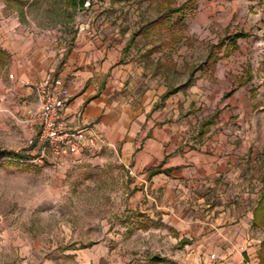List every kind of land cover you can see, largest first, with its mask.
Returning a JSON list of instances; mask_svg holds the SVG:
<instances>
[{"label": "rangeland", "instance_id": "1", "mask_svg": "<svg viewBox=\"0 0 264 264\" xmlns=\"http://www.w3.org/2000/svg\"><path fill=\"white\" fill-rule=\"evenodd\" d=\"M180 7L182 10L172 16L168 27L150 30L149 24L167 9ZM75 12L72 16L62 0H47L29 18L41 24L44 32L62 34L61 42H53L56 46L66 41L72 47L77 35L87 31L75 25L67 27L74 18L96 34L109 35L110 47L120 52L133 33L144 29L121 60L128 73L124 85L134 95L148 89L157 96L164 89L183 85L189 74L198 70L194 83L201 86L195 94H206L190 115L188 111L180 114L189 120L207 118L226 102L225 95L233 90L238 68L245 63L234 54L235 49L230 51L217 43L226 45L253 21L261 23L257 32L264 37V0H91L90 5ZM245 34L249 36L250 31ZM210 52L212 59L208 62ZM216 67L222 70L217 78ZM6 75L0 74L3 78ZM1 93L0 158L13 155L22 161L31 159L24 148L25 137L19 132L10 133V128L20 127L12 125L10 106L2 101ZM221 94V100L216 101ZM258 131L253 140L255 158L252 174H248L249 184L244 178L235 186L221 182L200 189L198 195L204 202L200 212L194 213L199 222L207 224L217 219L221 196L241 200L238 207L234 203V209L244 213L246 199L251 208L264 193V134ZM119 157L120 147L115 146L94 155L86 153L59 167L46 162H0V264H149L153 257L161 259L160 264H195L186 260L188 253L173 240L176 237L172 232L145 217L146 199L138 194L140 182ZM262 226L259 230L249 227V239L264 238ZM204 227L206 232L208 227ZM86 245L91 247L81 249ZM211 254L215 259L207 264L218 263L213 250L206 256L210 258Z\"/></svg>", "mask_w": 264, "mask_h": 264}, {"label": "crops", "instance_id": "2", "mask_svg": "<svg viewBox=\"0 0 264 264\" xmlns=\"http://www.w3.org/2000/svg\"><path fill=\"white\" fill-rule=\"evenodd\" d=\"M62 1L73 16L78 8L69 0ZM90 3L91 0L85 4ZM46 4L47 0H0V74L7 73L6 78L0 76V90L2 101L10 106L12 125L20 127L10 128V133L28 136L16 118L35 111L33 85L48 72L61 73L70 94L68 122L88 129L87 135L98 133L105 141L101 151L120 147L119 161L140 182L138 194L146 199L145 217L175 235L173 240L188 253L186 260L207 264L211 259L206 254L213 250L219 260L216 264H259L264 238L251 240L247 232L249 227H263H252V221L264 193L259 194L251 208L246 199L244 213L234 209V203L238 207L241 200L221 196L217 219L207 224L199 222L194 213L200 212L204 202L198 195L200 189L221 182L235 186L244 178L249 184L248 174L254 168V136L258 130L264 134V37L257 32L261 23H247L243 32L250 31L249 36L236 42L234 54L245 63L238 68L239 75L232 92L225 95L226 102L207 118L189 120L180 114L188 111L190 115L205 98L202 96L206 92L195 94L199 83L193 82L163 102L160 97L168 89L157 96L148 89L136 95L129 93L124 85L128 73L121 60L130 41L121 52L115 50L110 47L109 35L96 34L74 18L66 26L87 31L77 35L72 47L66 41L56 46L53 42H61L62 34L44 32L41 24L29 18L30 13ZM221 74L222 70L216 67L214 77ZM221 98L222 94L216 101ZM154 106L158 108L154 110ZM211 117L212 124L199 138L201 123ZM205 207L210 209L209 205ZM204 226L208 227L206 232ZM240 248L244 251L240 252Z\"/></svg>", "mask_w": 264, "mask_h": 264}, {"label": "built area", "instance_id": "3", "mask_svg": "<svg viewBox=\"0 0 264 264\" xmlns=\"http://www.w3.org/2000/svg\"><path fill=\"white\" fill-rule=\"evenodd\" d=\"M33 93L37 102L35 111L16 118L17 124L28 131L24 148L31 159L11 161L35 165L46 162L59 167L70 159L78 160L85 153L95 154L105 147V141L98 133L87 135L88 129L68 122L66 110L70 94L61 73H46L33 85ZM214 258L211 254L210 259Z\"/></svg>", "mask_w": 264, "mask_h": 264}, {"label": "trees", "instance_id": "4", "mask_svg": "<svg viewBox=\"0 0 264 264\" xmlns=\"http://www.w3.org/2000/svg\"><path fill=\"white\" fill-rule=\"evenodd\" d=\"M90 0H69V2L72 4V6L76 9H80L82 10L84 7V4ZM182 10V7L177 8V9H167L164 14H162L158 19L152 21L149 24L150 30H156L159 28H166L169 25V22L172 18L173 15L178 14L180 11ZM144 29H139L137 32L133 33L131 36V41L128 43L126 50L128 48H130L131 43L133 42L132 40L136 39L138 36H141L142 32ZM247 34L245 33H238L236 35H234L231 39H228V43L226 45H223L222 42H218L217 45L220 47H225L226 49L234 50L236 47V42L239 39H244L247 38ZM212 59V54L211 52L208 54L207 56V61L209 62ZM198 70H194L192 71L189 76L188 79L186 80V82L177 88H172V89H168L164 94L161 95L160 97V102L165 101L166 99H168L169 97L177 94L180 91H183L185 89H187L188 87H190L193 82H194V74L197 72ZM228 96V95H227ZM158 106H154V110L157 109ZM214 117H211L210 119L206 120L205 122H202L199 128V131L197 133V136L200 138L205 134V129L210 126L213 122ZM3 156L0 158V162H3L4 160H9L11 162V160H16L17 156ZM19 160V159H17ZM263 214H264V194L261 196L260 200L257 202L256 207L253 211V221H252V227L254 228H260L262 226V219H263ZM183 244V242H182ZM91 245H86V246H82L81 249H85V248H89ZM162 262L161 259L158 258H150L149 259V264H158ZM259 264H264V239L261 241L260 244V250H259Z\"/></svg>", "mask_w": 264, "mask_h": 264}]
</instances>
